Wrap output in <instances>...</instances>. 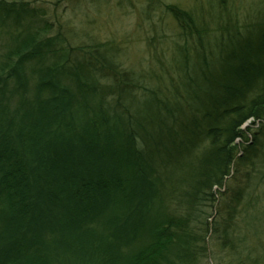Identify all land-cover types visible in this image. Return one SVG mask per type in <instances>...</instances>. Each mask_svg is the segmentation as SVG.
<instances>
[{
	"label": "trees",
	"instance_id": "16d2710c",
	"mask_svg": "<svg viewBox=\"0 0 264 264\" xmlns=\"http://www.w3.org/2000/svg\"><path fill=\"white\" fill-rule=\"evenodd\" d=\"M164 7L144 72L0 0V264H264V15Z\"/></svg>",
	"mask_w": 264,
	"mask_h": 264
},
{
	"label": "rangeland",
	"instance_id": "374dc122",
	"mask_svg": "<svg viewBox=\"0 0 264 264\" xmlns=\"http://www.w3.org/2000/svg\"><path fill=\"white\" fill-rule=\"evenodd\" d=\"M27 2L31 26L26 32L42 31L52 35L60 28L71 32L78 39H96L99 42L115 43L124 64L136 71L156 70V57L166 58L171 42L176 38V23L166 12L165 4L173 3L189 9L202 4L220 19H232L238 27L249 25L264 15V0H16ZM210 3V5H208ZM11 22V21H10ZM44 23L51 24V31L40 30ZM12 25V24H9ZM21 26L0 27V58L9 51L13 37L20 35ZM163 53L156 56V53ZM153 67V68H151ZM247 121L243 128L249 126ZM256 126V125H255ZM254 126V127H255ZM251 132H253L251 130ZM239 139L237 140V142ZM217 204L207 207L209 223L220 222ZM260 206L264 202L260 200ZM210 234V233H209ZM209 250L214 258H202L200 264H223V252L209 239Z\"/></svg>",
	"mask_w": 264,
	"mask_h": 264
}]
</instances>
